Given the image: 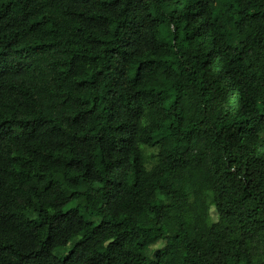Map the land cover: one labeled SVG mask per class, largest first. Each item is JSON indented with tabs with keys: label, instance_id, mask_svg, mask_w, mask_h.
<instances>
[{
	"label": "trees",
	"instance_id": "obj_1",
	"mask_svg": "<svg viewBox=\"0 0 264 264\" xmlns=\"http://www.w3.org/2000/svg\"><path fill=\"white\" fill-rule=\"evenodd\" d=\"M0 264H264V0H0Z\"/></svg>",
	"mask_w": 264,
	"mask_h": 264
}]
</instances>
